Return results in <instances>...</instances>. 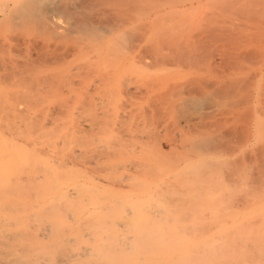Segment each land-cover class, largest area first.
<instances>
[{"label": "rangeland", "instance_id": "obj_1", "mask_svg": "<svg viewBox=\"0 0 264 264\" xmlns=\"http://www.w3.org/2000/svg\"><path fill=\"white\" fill-rule=\"evenodd\" d=\"M122 2L114 11L108 13L105 11L101 20L97 17V8L93 9L90 6L88 10L91 9L90 12L94 13L91 14L88 10L86 12L91 21L92 17L98 21L97 24H104L103 20L108 15L110 17L109 13L115 18L111 20L112 17H108V20H111L110 23H116L117 27L101 39L99 44L102 50L101 59H97L88 52H83L95 47L97 43H89L88 36L81 37L76 32L72 34L68 28L72 20L66 16L63 17L64 15H56L57 28L51 25L54 29H51L50 25H46V27L50 26L49 29L45 26L35 27L33 25L28 27L24 25L25 28H19L20 25L23 27V22L20 21L12 26L5 22H2V25L0 22V98L8 103H3L0 99V110L4 107L3 112L0 111V121L5 119L0 122V135L6 139H9L10 135L15 136V140L19 139V142L23 143L22 140H34L42 131L43 133L46 131L47 136V132L54 129L55 133L51 131L50 139L47 136V142L43 143L42 148L44 146L45 150L49 148L47 144L50 142L55 154L59 150L56 149L57 146L61 150L66 148L60 153L58 151L59 154L56 156L64 160L63 166L79 170L84 168L83 180L88 176L94 177V180H101L106 174L112 173V170H100L104 165L107 167V164L109 168L120 167L115 168L119 170L118 173H121V176L137 175L141 174V171L134 174L135 170H139V164L144 158L143 153L153 139L150 137L151 134L158 136H156L158 139L155 138L158 149L165 154H170L173 153L171 149H178L176 146H179L184 138L187 139L191 134L200 130L198 126L204 116L201 118L198 113L197 115L195 112L179 109L180 100L182 96L188 97L196 93L192 90V86L199 85L200 88H206L208 83H215L214 87H219L221 90L218 95L220 98L216 96L215 102L217 99L220 104L222 101H227L228 109L241 113V116L234 120L235 123L231 121L224 124V121L227 118L231 119L232 115H226L227 108L222 106L218 109L217 104L213 102L212 105H215V108L214 106L210 108L212 106L210 104L208 110L206 109L208 105L204 108L206 110L203 109V113L207 112L203 114L206 116L203 123H207L205 125L206 127L209 125L210 130H213V125L219 124L223 127V131L228 130H226L227 125L230 128L229 125L233 124L231 125L234 126L233 131L239 129L240 133H243L241 135H244V139L237 131L235 137L231 135L233 138L239 135L240 138L232 140L226 137L227 140H224L225 144L230 145L232 150L234 149V160L238 159L237 162L240 159L243 160L248 171L247 183L250 182L247 184L248 195L242 200L245 204H241L242 201L239 202L240 204L237 203L240 207L238 209L242 206L256 207L259 202L263 203L264 187L253 190L252 186L256 185L252 182L255 180L251 181L250 178L253 179L251 175L255 177L254 179L256 175L260 176L262 180L257 178L258 188L264 179V0H130V5L129 1L125 0L129 5V7L126 5V9L120 8L125 5ZM120 11H122V16ZM116 18L119 19L118 22L115 21ZM82 41H86L83 43L84 47L78 44ZM108 46L114 47L112 51L109 49V55L107 54ZM104 55L106 58L102 59ZM132 55L134 60L127 67L128 70L125 68V62L121 63L120 69L123 70H120L118 62ZM61 56L62 59L58 61L57 58L60 59ZM54 57L56 59H53ZM42 58H45L44 61ZM103 61L113 68L109 70ZM104 64L106 69L108 67L107 70ZM104 69L111 73L112 81L109 84L112 89L108 88V83L105 84L102 81L106 77L109 78L108 72L109 75L106 73L108 76L105 74V78L100 79L104 77L100 74L104 75ZM93 70H96L95 76ZM122 74H124L123 77ZM125 76H127L126 79ZM98 78L104 83H102L104 87L98 84L101 83ZM97 79L98 83L95 82ZM107 81L109 82V79ZM4 109H7L6 112ZM10 109L11 111H8ZM27 109L31 110L27 111ZM2 114L6 118H3ZM11 118L17 122L11 124ZM186 119H191V121L187 122ZM27 121L29 123L32 121V127H29ZM214 121L218 123H213ZM8 125L10 129L13 128L11 131ZM22 125L26 126L23 128ZM219 126L216 127L217 130ZM33 127L37 130L36 132L31 130ZM203 129L208 130L205 127ZM30 130L34 133L30 134L32 138L29 137ZM91 134L93 136H90ZM105 138L108 141H105ZM4 148V144L0 143V157L5 162V155L1 153ZM72 148L75 149L71 150ZM122 148L125 152L120 150ZM83 151L87 152L83 153ZM92 151L93 154H91ZM80 152L83 154L81 155ZM68 153L76 155L71 156L75 157L74 159H80L78 161L81 162L75 160L77 164L71 160L72 157L67 158ZM104 153H108L109 158L105 157L107 155ZM86 162H89L90 166ZM111 164L114 166L110 167ZM136 165L137 168L133 170ZM254 165L259 171L261 168L262 174L255 169ZM96 166H100V169L93 168ZM257 166L262 167L257 168ZM90 169H94V172L89 171ZM259 207L263 208V205ZM259 207L256 211L260 216L254 218L255 224L252 221L254 225L249 223L246 228L250 230V234L253 231L252 238L245 243L249 242L250 247L252 245L257 247L256 252L255 248H251L255 255L256 253L258 255H256L258 258L253 256V260L258 264L260 262L264 264V260L260 259V257L264 258V212L261 213ZM245 243L241 246L246 249L247 244ZM250 247L249 250L252 251ZM250 258L247 257L248 260Z\"/></svg>", "mask_w": 264, "mask_h": 264}, {"label": "bare ground", "instance_id": "obj_2", "mask_svg": "<svg viewBox=\"0 0 264 264\" xmlns=\"http://www.w3.org/2000/svg\"><path fill=\"white\" fill-rule=\"evenodd\" d=\"M127 1L130 5V0ZM121 2L125 5L122 4L123 6L120 8L126 9L128 4L125 0H0V22L1 24L2 22L8 23L11 26L18 21L23 22V27L18 23L21 26L19 28H25L24 25L27 27L29 25L35 27L53 25L54 27L56 15H64L63 17L66 16L72 20L68 25L72 34L76 32L81 37L88 36L90 38L89 43H97L90 50H81L84 53L93 54L97 59H101L100 41L116 29V23H110L115 18L112 17L113 14L109 13L110 17L109 15L108 17H112L111 20L106 17L109 23L106 22L105 18L103 20L105 21L104 24H97L98 21L94 20L93 17L91 21L86 12L89 11L90 6L93 9L97 8V11H95L99 13V15L97 13V17L101 20L105 11L107 13L114 11L117 5L120 6ZM90 11L89 13H91ZM117 11L119 12V10ZM120 12L122 16V11ZM75 17L77 18L75 19ZM117 19L116 22L119 21ZM122 20L124 21V19ZM49 27L46 28L49 29ZM51 29L54 28L51 26ZM84 42L78 43L79 46H83ZM113 48L108 46V55L109 49L112 51ZM56 56L58 57L57 54ZM62 56L57 60H61ZM94 56L92 57L94 58ZM103 57L102 59L106 58L105 55ZM53 59H56V57ZM133 60V55L125 59L122 58L118 62V68L120 69L122 62L126 63L125 68H127L133 63ZM106 65L109 70L113 68L110 64L106 63ZM4 68L6 67L4 66ZM106 70L104 75L100 73L101 76H104L99 77L101 80L109 73V70L108 73ZM93 71L95 76L96 70ZM109 74V78L106 77L102 80L105 84L108 83V88H110L109 83L112 81L111 73ZM98 79L95 81L96 83L99 82L100 79ZM107 79H109V82ZM123 79L122 81H124ZM102 81L98 83L101 86ZM123 84L120 85L124 86L126 83ZM213 84L208 83L206 88H200L199 85L192 86V90L196 92L194 95L180 96L179 109L198 113L201 118L204 116L201 119V127L208 130H202L201 124L199 123V126L197 124L201 131H196L191 136L187 135L189 138H184L181 144L176 146L178 149H171L173 153L170 154H165L158 149L155 140L158 136L151 134L152 131L149 132L152 135L150 136L151 139H153L150 144L147 143L149 147L145 151L143 148L144 158L141 160L142 163L139 164V170H135L137 165L133 168L135 170L134 174L141 171V174L137 175L121 176V173H118L119 170H116L118 166L111 164L110 167H114L109 168L107 164L108 169H105L107 168L106 165L103 168L99 163L101 169L100 166L93 168L103 169V171L112 170V173L106 174L101 180L98 178V180H94V177H89L87 174L88 177L83 180L82 172L84 173V168H82L83 170L80 169L82 170L80 172L79 169L63 166L64 160L62 161L61 158L56 156L66 148L61 150L57 146L56 149H59L57 154L51 149L53 147L50 146L51 142L47 144L49 148L46 150L44 149L45 146L42 148L49 135L52 132L55 133L54 129L51 130L52 132H47L48 137L45 135L46 131L44 133L42 131L37 134L34 140H22L23 143L19 142V139H16L18 140L16 141L15 136L8 135L9 139H6L0 135V143L5 146L4 151H1V153L3 152L6 158L4 162L0 157V264H258L253 260V256L255 258L258 256L257 253V256L255 255L257 247L255 245L250 247L249 242V245L247 242L245 243L249 238H252L251 234L253 232L250 234V230H246V228L255 217L260 216L257 215L259 213L256 211L259 206L263 205V208L259 207V209L261 213L264 212V202H259L258 206H253L254 208L242 206L241 209H238L240 208L238 207L239 202L248 195L247 184L250 183H247L248 171L243 160L240 159L238 162V159L234 160V149L232 150L230 145L224 142L227 140L226 137L233 140L243 133H240L239 129L237 130L239 133L233 131L234 126H231L233 124L229 125L230 128L227 125L226 130H232L228 132L225 129L223 131V127L219 124L217 126L213 125V130H210L209 125L208 128L205 125L207 123H203V120L206 119L203 114L207 113H203V109L208 105L206 108L208 110L210 104L212 105L215 102L219 92L221 93L220 88H215ZM216 102L218 109L224 106L227 108L225 110L226 115H232L231 119L227 118L224 121V124L231 121L235 123L234 120L241 116V113H235L228 109L229 104H226L227 101H222L220 104L217 99ZM3 103L7 102L3 101ZM216 106L212 105L210 108ZM31 109H27V111ZM6 110L4 109L5 112ZM8 111H11V109ZM20 114L17 115L20 117ZM3 118L6 117L3 116ZM7 119H9L8 116ZM11 120L10 123L14 122L15 124V121H19V118L16 117V120L11 118ZM190 121L191 119L187 120V122ZM20 122L22 123V121ZM27 123L29 127H32V121L31 123L27 121ZM213 123L217 124L218 122L214 121ZM14 124L11 126L13 127ZM218 126L220 128L217 130L216 127L218 128ZM34 127L31 130L36 132L37 130H34ZM8 129L11 131L13 128L10 129L9 127ZM31 130L29 131L30 138H32L30 134H34ZM100 130L99 132H101ZM236 133L239 135L233 138ZM73 134L75 135V133ZM92 134L90 136H93ZM106 140L107 138H105ZM128 142L131 141L128 140ZM65 144L64 146H66ZM123 148L120 150L125 152ZM73 149L75 148L71 150ZM136 151L138 153V150ZM85 152L83 151V153ZM69 154L67 158L70 159L72 156H76L72 153L69 156ZM91 154H93V151ZM84 156H88V154H84ZM105 157L109 158V155ZM74 158L72 157L71 160H77ZM77 161L75 162L77 163ZM89 162L86 163L90 166ZM260 167L262 166H257V168ZM93 170L90 169L89 171L94 172ZM256 170L260 174L263 172L261 168L260 171L259 169ZM256 176V179L252 175L253 179L250 178L251 181L255 180L252 184L255 183L256 186L251 185L253 190L254 188L260 189L261 186L264 187L262 185L264 179L259 188L257 187L259 182L257 178L260 179V176ZM248 191L250 192V189ZM243 202L241 204H245ZM253 223L255 224V221ZM243 243L247 244L246 249L241 246ZM248 246L250 249L255 248V252L252 249L250 251ZM244 253L247 254L248 259L251 255L252 258L248 260ZM249 254L251 255L248 256ZM260 259L264 260L263 257H260ZM251 260L253 261L251 262Z\"/></svg>", "mask_w": 264, "mask_h": 264}]
</instances>
